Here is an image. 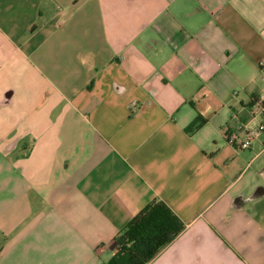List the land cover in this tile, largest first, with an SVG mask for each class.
Listing matches in <instances>:
<instances>
[{
    "label": "crops",
    "instance_id": "0c3cea01",
    "mask_svg": "<svg viewBox=\"0 0 264 264\" xmlns=\"http://www.w3.org/2000/svg\"><path fill=\"white\" fill-rule=\"evenodd\" d=\"M264 0H0V264H102L162 201L146 264H264ZM200 115L205 122L188 132Z\"/></svg>",
    "mask_w": 264,
    "mask_h": 264
},
{
    "label": "trees",
    "instance_id": "16d2710c",
    "mask_svg": "<svg viewBox=\"0 0 264 264\" xmlns=\"http://www.w3.org/2000/svg\"><path fill=\"white\" fill-rule=\"evenodd\" d=\"M204 122L198 114L185 130L192 132ZM183 227L180 219L164 202L150 203L119 231L111 242L115 249L114 254L102 264H146Z\"/></svg>",
    "mask_w": 264,
    "mask_h": 264
},
{
    "label": "built area",
    "instance_id": "2783aa9c",
    "mask_svg": "<svg viewBox=\"0 0 264 264\" xmlns=\"http://www.w3.org/2000/svg\"><path fill=\"white\" fill-rule=\"evenodd\" d=\"M258 109L261 112L260 119L252 126L245 127L243 137H238L235 134L229 136V140L235 142L239 148H247L251 142L261 137V144L264 148V94L255 100Z\"/></svg>",
    "mask_w": 264,
    "mask_h": 264
}]
</instances>
